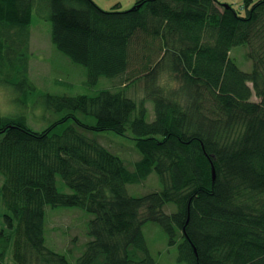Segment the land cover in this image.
Listing matches in <instances>:
<instances>
[{
  "label": "trees",
  "instance_id": "16d2710c",
  "mask_svg": "<svg viewBox=\"0 0 264 264\" xmlns=\"http://www.w3.org/2000/svg\"><path fill=\"white\" fill-rule=\"evenodd\" d=\"M41 5L54 49L85 70V84L107 79L115 88L46 94L58 118L41 132L23 116L0 117V264L7 256L69 264L45 243L46 208L90 216L75 264H156L142 232L148 222L177 244L181 263L264 264V0H243L242 16L217 0H137L128 11L93 0H0L9 85L31 87L29 28ZM236 46L249 50L248 73L229 56ZM138 82L146 95L139 103L126 95ZM100 132L133 135V171L86 135ZM152 172L160 190L127 194L126 184ZM57 177L70 193L57 189Z\"/></svg>",
  "mask_w": 264,
  "mask_h": 264
},
{
  "label": "rangeland",
  "instance_id": "374dc122",
  "mask_svg": "<svg viewBox=\"0 0 264 264\" xmlns=\"http://www.w3.org/2000/svg\"><path fill=\"white\" fill-rule=\"evenodd\" d=\"M104 11H128V0H94ZM121 1V6L116 5ZM219 4H227L239 13L244 14L243 0H217ZM48 11L41 5L35 7L32 12V22L29 28V87L21 79L13 84L5 83L6 75L0 69V117L23 116L27 126L36 132L48 129L58 118L50 109L46 108L44 96L54 95H92L102 89H114V85L107 79H100L93 88L85 84V70L72 64L67 58L58 53L50 40V22L47 20ZM249 52L246 46H236L229 52L230 58L243 72L252 70V62L247 57ZM164 77V76H163ZM10 78H13L10 76ZM114 87V88H113ZM251 87V84H249ZM127 97L139 103L146 95L144 85L138 82L130 86L126 92ZM252 101L258 102L254 96ZM146 121L154 120L153 104L145 102ZM62 126H58L55 132L60 133ZM90 138L108 149L111 153L118 155L129 171H133V164L140 159L135 149L134 137L130 132L124 136L112 132L86 133ZM3 178L0 176V184ZM57 189L64 193H70L60 178L57 177ZM127 194L140 197L152 191H158L161 186L157 176L152 172L146 180L138 184H126ZM174 206L166 205L164 212H174ZM45 243L60 254L67 256L69 264H75L80 250L88 241L86 236V223L90 219L86 213L79 209L70 208H46L45 209ZM51 214V215H50ZM49 217V219H48ZM47 225V227H46ZM1 227V225H0ZM143 236L150 255L156 264H185L178 261L177 244L168 245L167 235L162 228L148 222L142 228ZM5 264H15L10 256L6 257Z\"/></svg>",
  "mask_w": 264,
  "mask_h": 264
},
{
  "label": "crops",
  "instance_id": "0c3cea01",
  "mask_svg": "<svg viewBox=\"0 0 264 264\" xmlns=\"http://www.w3.org/2000/svg\"><path fill=\"white\" fill-rule=\"evenodd\" d=\"M94 1V0H93ZM102 2L104 1V0H101ZM105 1H108V0H105ZM116 1H118V0H116ZM137 0H128V4H129V6H133L134 4H135V2H136ZM94 3L95 4H97V1H94ZM98 5V4H97ZM117 5L118 6H121V1H119L118 3H117ZM100 8H102L100 5H98Z\"/></svg>",
  "mask_w": 264,
  "mask_h": 264
},
{
  "label": "clouds",
  "instance_id": "9594fccd",
  "mask_svg": "<svg viewBox=\"0 0 264 264\" xmlns=\"http://www.w3.org/2000/svg\"><path fill=\"white\" fill-rule=\"evenodd\" d=\"M180 86H181L180 83L178 81H175V80L171 81V83H170L171 89H178Z\"/></svg>",
  "mask_w": 264,
  "mask_h": 264
},
{
  "label": "water",
  "instance_id": "95a60500",
  "mask_svg": "<svg viewBox=\"0 0 264 264\" xmlns=\"http://www.w3.org/2000/svg\"><path fill=\"white\" fill-rule=\"evenodd\" d=\"M132 9H135V8H131L130 10H132ZM212 174H213V177H214V171L212 170Z\"/></svg>",
  "mask_w": 264,
  "mask_h": 264
}]
</instances>
